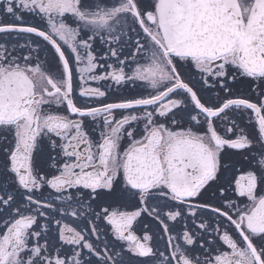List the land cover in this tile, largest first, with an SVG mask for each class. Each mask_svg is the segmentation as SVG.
Here are the masks:
<instances>
[{"label": "snow or ice", "instance_id": "1", "mask_svg": "<svg viewBox=\"0 0 264 264\" xmlns=\"http://www.w3.org/2000/svg\"><path fill=\"white\" fill-rule=\"evenodd\" d=\"M0 264H264V0H0Z\"/></svg>", "mask_w": 264, "mask_h": 264}, {"label": "flooded vegetation", "instance_id": "2", "mask_svg": "<svg viewBox=\"0 0 264 264\" xmlns=\"http://www.w3.org/2000/svg\"><path fill=\"white\" fill-rule=\"evenodd\" d=\"M93 86H95V85H93ZM111 99H112V98H110L109 101H106V102H111Z\"/></svg>", "mask_w": 264, "mask_h": 264}]
</instances>
